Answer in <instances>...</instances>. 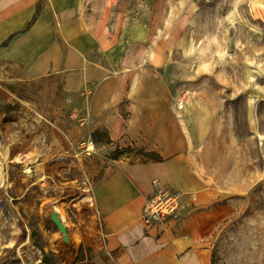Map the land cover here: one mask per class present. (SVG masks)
Listing matches in <instances>:
<instances>
[{
  "label": "rangeland",
  "instance_id": "rangeland-1",
  "mask_svg": "<svg viewBox=\"0 0 264 264\" xmlns=\"http://www.w3.org/2000/svg\"><path fill=\"white\" fill-rule=\"evenodd\" d=\"M113 1V86L125 84L139 100L120 102L125 142L96 130L77 156L38 154L35 134L25 133L38 122L25 121L23 100L39 89L0 68V264H41L43 251L57 264H114L92 245L100 223L91 219V182L109 158L149 160L143 152L160 135L169 153L191 151L211 190L201 244L212 264H264V0Z\"/></svg>",
  "mask_w": 264,
  "mask_h": 264
},
{
  "label": "crops",
  "instance_id": "crops-1",
  "mask_svg": "<svg viewBox=\"0 0 264 264\" xmlns=\"http://www.w3.org/2000/svg\"><path fill=\"white\" fill-rule=\"evenodd\" d=\"M113 2L0 0V68L9 80L39 89L35 99L23 102L25 121L38 122V129L28 125L25 133L35 134L40 155L77 156L78 143L95 141L96 130L107 131L111 144L128 140L120 102L137 91L113 86ZM93 90L90 105L88 92ZM81 112L84 117L78 120ZM0 115L6 112L0 109ZM0 129L3 136L1 122ZM167 138L160 135L149 147L160 160L132 162L129 153L109 158L91 182V219L100 223L92 245L114 264H212L211 248L201 244L210 224L211 190L195 169L191 151L169 153ZM155 179L183 193L184 210L181 218L148 228L141 213Z\"/></svg>",
  "mask_w": 264,
  "mask_h": 264
},
{
  "label": "built area",
  "instance_id": "built-area-1",
  "mask_svg": "<svg viewBox=\"0 0 264 264\" xmlns=\"http://www.w3.org/2000/svg\"><path fill=\"white\" fill-rule=\"evenodd\" d=\"M182 196L181 191L164 185L160 179H155L153 191L145 200L141 213L146 227L152 228L181 218L184 210Z\"/></svg>",
  "mask_w": 264,
  "mask_h": 264
},
{
  "label": "trees",
  "instance_id": "trees-1",
  "mask_svg": "<svg viewBox=\"0 0 264 264\" xmlns=\"http://www.w3.org/2000/svg\"><path fill=\"white\" fill-rule=\"evenodd\" d=\"M7 43H8V40L5 41L3 44H7ZM96 134H98V133L96 132L94 136H96ZM143 154L145 156H148V157L151 156V158L149 160H160L161 159V156L159 153H153L151 151H148L145 153L143 152ZM115 158H117V157H115ZM58 262H59V258L53 252L43 251L41 264H57ZM212 262H213V260H212Z\"/></svg>",
  "mask_w": 264,
  "mask_h": 264
},
{
  "label": "water",
  "instance_id": "water-1",
  "mask_svg": "<svg viewBox=\"0 0 264 264\" xmlns=\"http://www.w3.org/2000/svg\"><path fill=\"white\" fill-rule=\"evenodd\" d=\"M52 218H53L54 222L56 223V225L58 226V228L60 229V231L64 234V241L69 242L70 241V235L68 232V227L63 222L61 216L56 211H53L52 212Z\"/></svg>",
  "mask_w": 264,
  "mask_h": 264
}]
</instances>
